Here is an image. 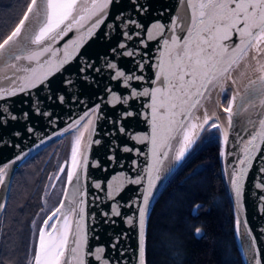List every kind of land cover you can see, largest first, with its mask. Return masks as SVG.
Wrapping results in <instances>:
<instances>
[{"label": "water", "instance_id": "obj_1", "mask_svg": "<svg viewBox=\"0 0 264 264\" xmlns=\"http://www.w3.org/2000/svg\"><path fill=\"white\" fill-rule=\"evenodd\" d=\"M136 3L144 6L146 11L137 10L133 0H119L118 3L113 0L105 23L94 29L92 35H88V29L96 19L95 16L92 20L86 21L82 28H73L67 35L53 43L54 54H45L41 58L42 62L47 61L48 63L44 66L32 64V67L36 69L35 74L38 76L51 70L45 82L47 87L45 84H38L35 88H28L27 94L21 92L13 97L3 98L10 102L13 114L28 113L27 121L9 120L6 127L0 126V166L11 162L6 170L5 182L0 185V203L5 205L4 208L0 209V223L10 198L14 176L18 168L41 149L70 135L69 155L61 162L52 183L51 189H53L64 172L67 173L70 167L72 147L76 136L79 134L78 129L84 133L80 144L81 155L78 157L82 161L79 184L84 193V218L80 221L83 229L81 232H75L76 224L73 223V230L75 235L87 234L86 248L88 250L94 249L96 246L104 247L106 249L105 257H111L110 264H136L134 257L137 248V229L125 223L126 218L132 215L135 209L127 206L121 207V215L112 216L110 219H107L103 213L110 212L113 203L119 202L122 205H127L139 195L141 185L129 183V179L142 176V185L144 188L147 187V168L152 165L151 141L132 140L125 133L140 137L145 134L151 136L152 125L151 108L148 107L151 103L149 97L130 98L128 104H111L108 103L109 93L106 92V87L111 88L118 95L127 94L124 89L119 88L116 81L110 79L116 70H122L126 75L131 73H135L136 76L142 75L143 81H131L132 86L136 87L138 91L159 86L153 84L152 81L157 72L156 64L162 58L167 59L166 56H162V53L165 52L163 42L167 39L171 45V37L174 33L183 38L191 21V9L184 0H136ZM121 13H123L125 23H130L129 18L136 20L143 25V31L131 24L128 29L117 27L120 21L113 24L114 18ZM173 19L177 23L174 30L172 29ZM154 23L164 25V30L152 29L151 26ZM30 24V21L26 22L25 28L27 29ZM107 24H113V28H107ZM149 30L153 37L151 40L147 39L146 35ZM122 31H128L133 39L130 41L124 39L121 34ZM137 31L141 32L140 36L135 35ZM141 40H144V43H141ZM235 40L236 37L233 36V41L235 42ZM120 43H124L126 47L119 49L118 44ZM29 47L35 48L37 46L30 45ZM113 49L117 51L113 52ZM24 50V48H20L17 54H22ZM126 51H132L134 55H123L122 53ZM65 52H69L71 55L67 63L61 67L60 61L65 58ZM248 55L245 70L236 82L230 83L231 78L226 74L221 79V84L225 89L223 93L220 91V84H217L216 87L209 86L210 93L205 94L206 98H202L200 104L195 108H190L187 113L180 117L184 119L186 127H190L193 123L202 124L205 107L211 99H214L219 113L218 116H210L211 119L202 128L197 127L192 130L193 144L185 152L184 157L179 161L173 160L180 146L182 131L175 133V138L169 142L170 147L163 149L168 155L165 158L161 154L163 161L159 166L161 178L155 182L156 187L152 190L153 197L150 198V206L146 214V259L149 219L157 198L167 181L196 147L205 132L217 129L220 133L223 172L234 206L235 232L241 256L245 264H250V262L254 264L252 262L254 253L249 250L254 238V247L259 250L260 259L264 264V199H262L264 187L256 186L264 182V173L259 172L260 168H264V159H261L264 157V142L259 139L256 141L257 144H260L261 150L254 153L251 166L247 168V174L242 181L243 192L240 201L235 199L227 175L228 172L232 171L230 165L237 169L240 167L238 161L244 156L245 143L259 130V119L264 117V105L260 104L262 97L259 94L249 96L251 81H257L253 87H260L258 78L261 72L258 71V68L259 64H264V55L257 58L259 64L257 59H253L256 56L254 51H249ZM15 63L16 69L8 68L0 71V89L13 87V80L16 81L17 87L20 86L21 80L26 74L23 71H17V69L28 67L29 62L20 60ZM108 63L116 64L117 69L108 68ZM139 64L144 65L143 69L138 67ZM88 65L92 67H88ZM236 66L233 65L230 77ZM82 68L84 72H81ZM5 77L11 79H5ZM68 80L72 81L71 85L66 83ZM227 91H230L229 101L233 95H236V100L232 105L233 126L231 128L228 126V114L223 111V108L228 106L223 100ZM49 94H51V100ZM59 95L65 97L63 103L57 101ZM35 99H39L41 102V112H48L50 113L49 116L37 115L33 111ZM96 105H100L98 112L81 120L79 125L75 124V121L83 116L86 110L93 109ZM127 111H132L134 115L122 118L121 113ZM223 114L227 115L225 122L220 117ZM89 119L95 121L94 131L91 132L90 137L91 126L84 127L88 125ZM213 123L220 125V127L211 128L210 125ZM70 125L73 126L69 127ZM121 126L125 129V133L119 131ZM29 127L33 129L31 132L28 131ZM66 129L67 131H65ZM17 132L20 133L19 136L15 135ZM225 132L228 134L227 145L224 143ZM89 138L91 143H89ZM95 141H99V143H95ZM125 147L132 148L133 151L125 152L123 151ZM136 149L139 151L137 152ZM17 156L20 159L17 160ZM85 156L87 165L83 166ZM62 167L65 169L64 172L60 171ZM114 177L115 179H113ZM95 183H100L101 188H95ZM116 185L122 186L113 199H105V193L111 191ZM65 190L68 193L72 192V186L68 184L66 175L60 202L48 216L60 208L61 201L64 202L65 208L67 207L68 200L64 194ZM97 197L99 199H96ZM238 216L242 221L239 229L236 226ZM69 218L73 221L78 219L75 214ZM244 221H246V225L243 223ZM61 222V219H54L49 224L56 223L59 228ZM73 238V235L69 236V247L72 246ZM117 238L119 239L117 240ZM113 244L116 245L115 248L112 247ZM89 264H93V262L89 261Z\"/></svg>", "mask_w": 264, "mask_h": 264}, {"label": "snow or ice", "instance_id": "obj_2", "mask_svg": "<svg viewBox=\"0 0 264 264\" xmlns=\"http://www.w3.org/2000/svg\"><path fill=\"white\" fill-rule=\"evenodd\" d=\"M118 3L119 0H116ZM191 9V21L186 29L183 38L175 35L171 37V45L167 39L164 40L165 52L162 56L167 59H161L157 64V72L155 73L153 84L159 86L152 89L144 88L138 91L133 87L131 81H143L144 77L136 76L135 73L125 74L122 70H116L115 74L110 77L111 80L116 81L120 89H124L127 94L112 91L111 88L106 87V92L109 93L108 103L128 104L130 98L149 97L151 100L148 107L151 108V136L145 134L142 137L125 133V129L121 126L119 131L129 135L132 140L151 141L152 165L147 168L148 185L146 188L142 185L143 177L136 179H129V183L141 185L139 195L130 201L127 205H122L119 202L112 204L111 210L103 215L110 219L112 216H120V208L127 206L135 209L132 215L125 220L130 226L137 229V248L135 254L136 264H147L146 259V236H145V222L146 214L150 206V198L153 197V189L156 187V181L161 177L160 165L163 163L161 154L167 158V152H164L165 147H170V141L174 139V134L183 132L180 146L173 157L174 161L181 160L188 148L193 144L192 130L197 127L202 128L211 119L205 112L204 121L202 124H191L186 127L184 119L180 118L182 114L187 113L190 108H195L200 104L202 98H206L205 94L210 93V87H216L220 84V91H225L221 79L227 74L230 77L233 65L239 64V61L245 58L249 51H254L257 59L264 55V0H184ZM113 3V0H29L27 3V10L16 23L15 27L11 29L6 37L0 39V71L8 68L16 69V61L25 60L29 62L28 67L17 69L23 71L26 75L22 78L20 86H16V81L13 80V87L8 89H0V126L6 127L9 120H25L28 119V113L13 114L11 112L10 102L5 101L4 97H13L18 93H26L28 88H35L38 84H45L49 72L43 75H36V69L32 64L44 66L47 61L42 62L41 58L45 54H54L52 44L59 38L67 35L73 28L80 29L84 26L86 21L92 20L95 16L91 27L88 29V35L93 34V30L99 28L105 23L108 10ZM137 10L140 12L146 11V8L133 0ZM130 23H125L123 20V13L114 18L113 24L120 21L117 27L128 29L130 24L137 29L143 31V25L136 20L130 19ZM30 21V26L26 29V22ZM113 24H107V28L112 29ZM177 27L176 20L172 21V29ZM152 29L159 31L164 30V25L154 23ZM122 37L126 40H132L133 36L128 31H122ZM136 36H140L141 32L137 31ZM147 39H153L151 31L146 33ZM233 36L236 37L235 42ZM144 43V40H141ZM30 45L37 47L31 48ZM124 43L118 44L119 49H124ZM20 48H24L22 54H17ZM113 49V52H116ZM125 56H133L132 51L122 53ZM71 53L65 52L64 59L60 61L62 67L67 63ZM259 64V60L257 59ZM88 67H92L88 65ZM107 67L110 69H117L114 63H108ZM138 67L143 69L144 65L139 64ZM99 71V69H97ZM258 71L261 72L259 76L260 87L256 88L253 85L257 81H251L249 85V96L259 94L262 98L260 104L264 105V64H259ZM84 72V69H81ZM86 78V77H85ZM122 78V82H121ZM5 79H11L5 77ZM235 81H233L234 83ZM71 85L72 81L66 82ZM195 98V99H194ZM51 100V94H49ZM194 99V102H193ZM65 97L59 95L57 101L63 103ZM236 100V95L231 97L227 107L223 111L228 114V126H233V111L232 105ZM39 99H35L33 103V111L37 115L49 116L48 112H41ZM187 106V107H186ZM254 107V105H253ZM100 105L95 108L86 110L83 116L75 121L76 125L80 124L81 120L89 117L90 114L99 111ZM132 111L122 112L121 117L127 118L133 116ZM186 118V117H185ZM95 121L89 119L88 125L91 126V132L94 131ZM70 125L69 127H72ZM211 128H218L220 125L215 123L210 125ZM33 129L28 128L31 132ZM67 131V129L65 130ZM79 134L76 136L75 143L71 152V164L67 170V182L72 186V192L68 193L65 190V197L68 200V205L61 201L60 208L48 216L43 221L42 226L34 234L35 240L30 249V256L27 258L26 264H110L111 257L106 258L104 253L106 249L102 246H96L94 249L88 250L86 248L87 234L75 235L73 230V223L76 224L75 232H81L83 225L80 221L83 220V204L84 193L80 187V179L82 173V161L80 158V144L84 133L78 129ZM15 135L19 136L17 132ZM259 139L264 142V117L259 119V130L251 136L243 148L244 156L238 161L240 167L237 169L232 167V171L228 172V179L230 187L234 192L235 199L240 201L243 192V178L247 174V168L251 166V162L255 152L260 151V144L256 141ZM89 138V143H91ZM99 143V141H95ZM224 143L228 144V134L224 133ZM125 152L133 151L132 148L125 147ZM138 152L139 150L136 149ZM231 155V153H229ZM16 159H20L19 156ZM264 159V157H261ZM11 163V162H9ZM9 163L0 166V185L4 184L5 176ZM135 163V162H133ZM87 165L86 156L83 158V166ZM61 172L65 169L60 168ZM260 173H264V168L259 169ZM115 179V177L113 178ZM75 181V182H74ZM122 185H116L111 191L105 193V199H113L114 195L120 190ZM257 187H264V182L256 185ZM94 187L101 188L100 183H95ZM96 199H99L97 197ZM264 199V197H262ZM4 204L0 203V209L4 208ZM242 206V205H241ZM200 205H195L192 209V215L196 216L199 212ZM63 209V212H62ZM58 214H60L58 216ZM75 214L78 219L73 221L69 217ZM54 219H61L60 227L56 223L49 224ZM35 223V222H34ZM246 225V221L243 222ZM242 224L239 216L236 219L237 229ZM73 235L72 246L69 247V236ZM194 235L202 237V229L194 227ZM119 238H117L118 240ZM255 240H252V247L249 249L254 253L252 262L254 264H262L260 259V252L254 247ZM116 247L115 244L112 245ZM2 264V262H0ZM251 264V262H250Z\"/></svg>", "mask_w": 264, "mask_h": 264}, {"label": "trees", "instance_id": "obj_3", "mask_svg": "<svg viewBox=\"0 0 264 264\" xmlns=\"http://www.w3.org/2000/svg\"><path fill=\"white\" fill-rule=\"evenodd\" d=\"M28 2L0 0V39L15 27ZM205 133L155 202L147 234V264H245L223 172L220 135L217 129ZM70 147L71 136L67 135L18 168L0 223L2 264H26L34 234L44 221L34 223L44 207L43 195L57 174L55 157L69 153ZM195 205L201 207L193 216ZM194 227L202 229V237L194 235Z\"/></svg>", "mask_w": 264, "mask_h": 264}, {"label": "rangeland", "instance_id": "obj_4", "mask_svg": "<svg viewBox=\"0 0 264 264\" xmlns=\"http://www.w3.org/2000/svg\"><path fill=\"white\" fill-rule=\"evenodd\" d=\"M229 96H230V91H227L226 94L223 96V100L224 103L227 105L229 102ZM219 132V130H218ZM205 136H207V133L204 134ZM203 135V136H204ZM220 135V133H219ZM203 138V137H202ZM197 146V145H196ZM65 152V151H64ZM69 155V153L65 154L62 156L60 153L56 155L55 157V163H56V167H59L61 165L62 160L67 157ZM62 157V160L60 161ZM60 161V162H59ZM58 162V163H57ZM58 164V166H57ZM57 170V172H58ZM65 175L66 172H64V174L62 175V177L59 179V181L57 182V184L55 185V187L53 189H51L52 187V183L53 181H51V187L50 189L46 191V193H44L43 195V204L44 207L42 208L41 211H39L37 213L36 219H35V223L37 224L38 221H40L42 218H44L43 220L46 219V217L53 211V209L59 204L60 202V198L64 189V184H65ZM54 178V177H53Z\"/></svg>", "mask_w": 264, "mask_h": 264}, {"label": "bare ground", "instance_id": "obj_5", "mask_svg": "<svg viewBox=\"0 0 264 264\" xmlns=\"http://www.w3.org/2000/svg\"><path fill=\"white\" fill-rule=\"evenodd\" d=\"M248 56L247 55L245 58H243L242 60H240L238 66H236L233 71H232V75H231V82L232 83L233 81H237L240 76L243 74L244 70H245V67L247 65V61H248ZM205 112H207V115L208 116H218L219 113H218V109L216 108V105H215V102H214V99H211L209 101V103L207 104V106L205 107V110H204V117H205ZM222 121L225 122V120L227 119V115L226 114H223L222 116H220Z\"/></svg>", "mask_w": 264, "mask_h": 264}]
</instances>
